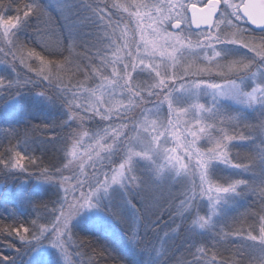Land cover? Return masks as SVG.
<instances>
[{
    "label": "snow or ice",
    "instance_id": "6c2138e0",
    "mask_svg": "<svg viewBox=\"0 0 264 264\" xmlns=\"http://www.w3.org/2000/svg\"><path fill=\"white\" fill-rule=\"evenodd\" d=\"M85 6L83 15L69 11V23L92 24L93 39L70 40L66 46L61 43L57 50L67 51L68 56L55 64L29 48L28 58L41 64L35 69L17 52L30 44L43 48L40 38L52 30L53 19L38 0H26L22 5L18 0H0V40L4 42L0 52L11 56V61L0 62L13 73L11 78L0 76V91L11 94L26 84L41 85L34 89L37 95L59 101L67 114L66 119L45 126L70 129L60 138L59 150L65 152L66 162L46 168H40L37 158L20 150L39 125L23 132L17 128L0 129V135L6 136L10 145L0 152V182L12 172L27 171L31 165L40 168V180L55 183L60 192L51 208L48 204L33 205L37 215L30 224L14 220L0 230V235L18 239L24 246L18 252H35L46 241L66 258L67 246L73 244L74 237L71 222L85 210L100 208L127 223L122 209L128 207L139 213L134 200L157 204L161 205L160 214L168 213L169 220L175 219L169 231L178 233L184 214L206 197L209 214L196 215L192 223L214 232L211 249L207 244H190L185 251L193 257L191 260L174 258L176 251L165 249L162 264H264V174L251 180L223 178L219 183H213L212 175L216 165L240 169L253 177L264 168V78L258 82L255 79L258 75L264 77V0H207L200 8L185 0H133L125 4L118 0H84L81 9ZM30 17L36 18L34 40L25 42L16 33ZM241 22L261 32L253 33ZM132 23L135 28L130 27ZM120 39L123 43H119ZM226 45L246 49L252 55L228 57L223 50ZM77 47L82 51L77 52ZM17 60L29 72H35V78L22 75ZM64 73L68 74L67 81ZM81 73L84 81L74 83ZM250 79V88L241 86ZM196 89L207 90L211 101L201 103L193 97L179 102L178 95ZM227 98L258 110L257 123H248L242 113L225 109L220 102ZM97 121L101 126L95 131L83 130L86 122ZM74 124L79 130L73 128ZM233 125H243L247 131L226 134L224 129ZM85 138L91 144L80 155L77 148L83 146ZM12 140L18 143L13 145ZM170 140L178 147H168ZM202 140L212 145L206 151L200 148ZM247 141L253 142V149L243 157L248 163H243L239 153L232 157L230 151L234 142ZM249 195L256 197L258 207L244 213L254 219L248 230L217 231L212 216L223 214L224 206L234 198ZM41 211L46 216H41ZM41 220L52 227H46ZM233 235L236 240L252 242L259 251L233 243ZM129 240L140 243L131 226ZM225 243H232L235 249L230 259L223 255L228 251L223 248ZM7 246L13 247L10 243ZM75 246L84 245L80 242ZM142 250L149 255L153 251L161 253L155 244H144ZM8 261L9 257H0V264Z\"/></svg>",
    "mask_w": 264,
    "mask_h": 264
},
{
    "label": "trees",
    "instance_id": "16d2710c",
    "mask_svg": "<svg viewBox=\"0 0 264 264\" xmlns=\"http://www.w3.org/2000/svg\"><path fill=\"white\" fill-rule=\"evenodd\" d=\"M21 5L26 2V0H18ZM3 3H8V0H3ZM38 3L44 7L42 0H38ZM84 4V0H72V9L75 11L76 15H83V11L80 10L81 5ZM45 8V7H44ZM51 18L53 19L52 30L45 33L40 39L43 42L44 47L42 48L40 44H30L29 47L21 49L17 52V56L23 55L25 57V63L32 65L35 69H39L41 64L35 58H28L29 48H34L36 52L40 53L41 56L45 58L46 61L55 63H60L63 61L64 57L68 56V52L65 51L61 53L59 50V45L63 43L65 46L69 43L70 40H80V41H90L94 37V28L89 24H76L71 27L66 26L65 20L69 18H64L61 13L55 12L53 10L45 9ZM11 14H15L14 12ZM36 25V18L30 17L26 24L17 31L16 35L19 39L24 40L25 42H30L34 40L33 29ZM1 33V30H0ZM0 47H4V42L0 40ZM77 52L82 51L81 48L77 47L75 49ZM63 54V56H61ZM11 61V56H5L4 53L0 52V61L3 60ZM6 70V77L11 78L13 73L11 68H9L5 63L1 62ZM18 71L23 75H29L35 78V72H29L26 67L19 63V60L16 62ZM47 69L48 64L43 65ZM55 72L56 69L53 68ZM64 79L67 81L68 74L64 73ZM84 76L83 73L75 77L74 83L83 82ZM41 85L39 84H26L23 88L15 90L13 93H8L1 91L0 94V108L3 107L6 111L4 115V120L0 122V129H9L17 128L21 132L25 128H30L32 125H39L38 128L34 129L29 133V141L23 145L29 149L30 155L37 158L41 164L40 168H46L51 165L62 166L65 160V152L60 151L61 143L60 138H62L70 129H67V126L64 128L59 127H46L45 125H50L53 121L59 122L66 119V110L59 101H49L45 97L37 95L34 89H39ZM18 92V94H16ZM10 95L13 98H10ZM12 101H9L11 100ZM8 103H13L14 105H6ZM9 106V107H8ZM15 116V119L12 116ZM1 116V115H0ZM99 126V122H88L86 123V129L95 131ZM83 146L81 149L83 151L89 150L91 141L87 138L84 139ZM18 141L12 140V144H17ZM10 147L8 143V138L4 135H0V152L4 151L5 148ZM236 152L239 153V158L243 163H248L247 160H244L243 157L246 155H241L238 147H233ZM233 157L234 156L232 154ZM40 168L29 165L28 170L25 172H12L9 176L3 181L0 182V230L5 226L13 224V221L25 222L30 224L32 219H34L33 213L36 217L37 213L33 211V205L39 204L41 207L43 204H48V207H52V203L56 202L59 198V192L52 189L50 186L45 187H36L34 185L36 178L39 175ZM220 179H223L219 177ZM24 181H28V188L25 190L28 194L17 193L12 188L8 187L7 184H21ZM221 181V180H219ZM248 211H255L258 207V202L255 196H247ZM133 203L136 205V208L139 209V213H134L138 220V225L136 229L137 235L140 237V243L133 242L135 244V250L137 252V257L133 258L129 255H123L121 251L122 248L115 246L121 242L124 233L128 234L125 226L120 225L119 219L113 217L115 222H118V226L110 225V223L104 224L99 223L100 225H95L96 223L84 222L80 225H75L72 228L73 237V247L75 257L74 260L76 264H139L140 262H150L151 264H162L161 257L163 255V250L173 249L176 251L174 258H184L191 260L193 257L189 255L185 248L192 243H201L207 244L211 249V244L214 240V235L209 234L199 235L191 234L187 232L186 225H182L178 230V233L173 236L170 235L169 229L174 227L175 219L169 220V214L163 213L160 214V211H154L148 213L145 204L140 200H134ZM240 214L236 215L231 213L227 219H223L218 223L217 227H220L218 231L223 228L225 231H233L238 229L248 230L249 225L254 223V219L250 216L244 215L245 211H240ZM29 215V216H28ZM41 216H46V213L41 211ZM125 215V214H124ZM159 215V219H157ZM190 217V215H188ZM29 218V219H28ZM189 220L185 219V221ZM255 220L258 221V216L255 217ZM40 223H45L44 220L39 221ZM25 224V226H28ZM116 224V223H115ZM117 225V224H116ZM19 227V224L16 225ZM256 228H259L258 223ZM184 233H189L185 239ZM116 235V243H112L110 240ZM150 236V237H149ZM159 239L157 240V238ZM166 237V244L162 246L161 241ZM233 243H243L245 247L248 246V241H239L236 240L235 235L231 238ZM83 242V247L77 248L75 245ZM12 244L13 247H8V244ZM144 244H155L157 248L161 249L160 255L156 256V252L153 251L151 255L142 250ZM223 248H227L228 251L223 252L225 258H231L232 252L235 250L232 243H225ZM250 248V247H249ZM17 249H24V246L17 239H14L9 236L0 235V257L7 256L9 261L7 264H25L28 260L25 252L28 250L17 251ZM222 250V249H221ZM194 251V249L192 250ZM120 252V254H119ZM77 253H80L77 255ZM125 254V253H124ZM212 255V251H209V256ZM219 259V257H218ZM238 259V257H237ZM51 262V261H50ZM35 264L37 262L34 261ZM30 264L32 262L30 261ZM40 264V263H38ZM49 264V262H48ZM55 264V263H54Z\"/></svg>",
    "mask_w": 264,
    "mask_h": 264
},
{
    "label": "rangeland",
    "instance_id": "374dc122",
    "mask_svg": "<svg viewBox=\"0 0 264 264\" xmlns=\"http://www.w3.org/2000/svg\"><path fill=\"white\" fill-rule=\"evenodd\" d=\"M42 2L44 3V7L45 9L48 10H53L55 12L61 13L63 15L64 18H69V11L73 10L72 9V0H42ZM119 3L121 4H125V3H131L133 2V0H118ZM135 2L137 3H154L156 2V0H135ZM185 2H188L190 4H195L198 7H202L204 3L207 2V0H185ZM238 2V0H237ZM80 10L84 12L87 11V6H85L83 9ZM134 11V9H133ZM189 12V11H188ZM124 16L127 17L128 14L124 13ZM189 18V15H188ZM66 22V26L67 27H71L73 25L79 24V23H69V19L65 20ZM91 27H93L92 24H89ZM241 26L242 27H246L244 25L243 22H241ZM130 27L135 28V23H132L130 25ZM94 28V27H93ZM247 28V27H246ZM249 29V28H248ZM1 33L3 32V29L0 28ZM171 30V29H170ZM196 30L193 31V33H195ZM131 35V34H130ZM116 37L119 38L120 37V32H117ZM138 38V36H137ZM119 43H123V40L120 39ZM225 55L228 57H251V53L248 52L246 49L240 48L238 46H234V45H226L223 48ZM7 75V70L5 68V66L0 62V76H5ZM207 78V77H205ZM261 78H264L260 75H258L255 79L258 82ZM217 82H221L218 78H217ZM253 85V80H247L245 82H243V84L241 85L244 88H250ZM0 94L1 91H0ZM193 97H196L198 99H200V102H206V101H211V94L208 93L207 90L205 89H196V90H189L188 93L185 94H180L178 95V100L179 102H186L190 99H192ZM9 101H12L9 100ZM222 106L229 110V111H233V112H240L242 113L247 119H248V123H252L255 124L257 123V115H258V110H254V108L252 107H247L244 105H241L235 101H233L230 98L227 99H222L221 102ZM6 105H11V107L14 105L13 103H8ZM8 106V107H9ZM164 111L166 112V106ZM0 122L4 120V115H6V111L3 107L0 108ZM15 116H12V118L15 119ZM88 123V122H86ZM86 123L84 125V129L83 130H87L86 129ZM74 129H78L77 125H73ZM83 130H80L81 132ZM247 131V129H245L243 127V125L236 127L235 125H233L232 127H226L224 129V132L228 135H233L234 133L238 134L241 132H245ZM85 141V140H84ZM83 141V143H84ZM212 145L210 143H208L206 140H202L200 142V148L202 151H206L208 147H211ZM234 146L238 147L241 155H245L248 153V151L253 149V142L252 141H247V142H234ZM233 146V147H234ZM69 149H71V143L69 144ZM168 147H178V145L176 143H174L173 141H169ZM231 147V151H230V155L232 156V154L234 156H236V152L234 150V148ZM20 150L24 151L25 154H30L29 153V149L27 147H25L23 144L20 146ZM77 152L80 155H84V153L86 151H83L81 149V147L77 148ZM233 157V156H232ZM86 159V157H85ZM140 167H143V162H140ZM260 174H264V168H260L258 169V174L256 177H253V175L249 172L240 170V169H233V168H229L226 167L224 165H216L214 166V168L212 169V175H213V183H219L222 181H219V177L221 178H233V179H245V180H251V179H258ZM65 175H71L70 172H65ZM29 178H31V180H35L33 183L36 187H45V186H50L52 187V189L56 190L59 192V188L58 185H56L55 183H51V182H43L42 180L39 179V175L36 178H32V176H29ZM218 178V179H217ZM197 182H198V178H197ZM28 181H24V183H21L19 185L14 184V187L12 185V183L10 182L9 184H7L8 187L12 188L14 191H17V193H22V191L25 194H28V192L25 190L26 189H31L28 188L27 184ZM59 198H60V192H59ZM58 198V200H59ZM57 200V201H58ZM138 201V200H137ZM251 202V200L248 199L247 201V196H242V197H236L234 198L229 204L224 206V210H223V214H215L212 216V222L216 227V230L218 231V229L220 227L218 226V223L223 220V219H227L229 214L234 213L236 215L240 214V211H245L247 210V203ZM161 205H157V204H152V205H146L145 204V208L147 210L148 213H152L154 211H159V207ZM210 212L209 206H208V202H207V198L205 197L204 200H200L198 201L192 208L189 209V211L187 213L184 214V216L181 218L180 223L182 225H186L187 228V232L191 233V234H199V235H209V234H213L214 232L209 230V229H200L198 228L196 225H194L192 223V220L195 218L196 215H208ZM122 213L123 215L126 217L127 223H122L121 220H119L120 225L125 226V230L128 231L129 233V226H131L132 228L137 229V225H138V220L137 217L135 216L134 212L132 209L128 208V207H124L122 209ZM190 215V217L188 216ZM29 216V215H28ZM33 218H36L34 213H33ZM187 221H185V219H188ZM29 219V218H28ZM52 220H54V217L52 218ZM84 222H89V223H96L95 225H100L99 223H110V225L113 226H118V222H115L113 220V216L109 215L105 210H102L100 208H96V209H90V210H85L84 212H82L79 216L75 217L73 219V221L71 222V230L72 228L75 227V225H80L81 223ZM117 225H116V224ZM45 224V223H43ZM46 227L51 228L52 224L51 223H46L45 224ZM259 229V228H258ZM258 229H257V234H258ZM189 233H184V238L185 239L187 237V235H189ZM174 232H170V235L173 236ZM209 235V236H211ZM116 237V235H115ZM150 237V236H149ZM123 238L121 240V242L115 246H119L121 247L123 250V255H129L132 256L133 258L137 257V252L135 250V244H133L134 241H130L129 240V235L125 234L123 235ZM168 237H166L164 240L161 241L162 246L164 244H166V240ZM159 239V237L157 238V240ZM248 246L253 250L258 252L259 249H257L254 245H252V242H248ZM28 251L25 252L28 260L25 262V264H30V261L32 262V264H35V262L40 263V264H48V262L50 261H54V263L56 262V264H76L74 257H75V252H74V247L73 244L67 246L66 249V258L62 257L55 248H52L50 246L47 245V242H43L37 249V251L32 252L30 249H27ZM125 253V254H124ZM120 254V252H119ZM156 256L158 255L157 253L155 254ZM160 255V254H159ZM158 255V256H159ZM65 259L67 260V262L65 261ZM139 264H149V262H140Z\"/></svg>",
    "mask_w": 264,
    "mask_h": 264
},
{
    "label": "water",
    "instance_id": "95a60500",
    "mask_svg": "<svg viewBox=\"0 0 264 264\" xmlns=\"http://www.w3.org/2000/svg\"><path fill=\"white\" fill-rule=\"evenodd\" d=\"M249 25H250V24H249ZM202 27H204V26L202 25ZM250 27H252L253 29H256V30H261V29H259V28H255V26H253V25H250ZM193 28L196 29V26L193 25Z\"/></svg>",
    "mask_w": 264,
    "mask_h": 264
}]
</instances>
